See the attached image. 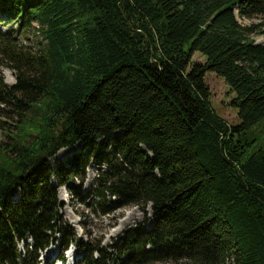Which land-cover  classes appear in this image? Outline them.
Returning <instances> with one entry per match:
<instances>
[{
	"label": "trees",
	"instance_id": "trees-1",
	"mask_svg": "<svg viewBox=\"0 0 264 264\" xmlns=\"http://www.w3.org/2000/svg\"><path fill=\"white\" fill-rule=\"evenodd\" d=\"M235 12L264 18V0L0 1L17 20L0 30L16 80L0 79V113L17 119L1 124L0 264H40L63 237L51 175L80 176L84 150L104 167L93 204L147 208L152 224L106 248L72 244L76 264H264V44ZM208 72L234 94L236 125L214 113ZM75 147L52 173L48 160ZM61 237L63 260L74 240Z\"/></svg>",
	"mask_w": 264,
	"mask_h": 264
},
{
	"label": "rangeland",
	"instance_id": "rangeland-1",
	"mask_svg": "<svg viewBox=\"0 0 264 264\" xmlns=\"http://www.w3.org/2000/svg\"><path fill=\"white\" fill-rule=\"evenodd\" d=\"M2 1V0H0ZM9 5V2H1ZM235 17L238 23L243 27L251 25H257L250 38L256 44H264V18L256 17L252 19L239 17L235 12ZM12 20V21H10ZM0 21H5L6 25L3 27L0 25V30L5 31V28L12 26L16 28L17 20L10 14L6 13V16L0 13ZM9 22V25H8ZM29 41H23L21 44L32 45L34 40L32 35L29 34ZM2 58L0 57V60ZM205 58L199 53L192 55V62L203 63ZM4 62V61H3ZM0 79L2 84L11 86L14 85L15 73L13 70L8 69L0 64ZM205 84L208 87L210 93V102L214 113L225 120L228 125H236L238 123L237 110L231 106V100L234 94L230 91L225 81L212 72H208L205 75ZM0 107H2L0 105ZM6 109V108H5ZM0 143H8L6 138L8 126L2 122L13 124L17 119H6L0 113ZM12 129V128H9ZM255 131V129L253 130ZM78 147L75 149L60 150L53 158L48 160V167L52 173L57 170L58 166L71 167L69 160L72 156L78 153ZM84 150L81 161L87 162L83 171H78L80 176H76V167L70 168V172L66 176V185L60 186L57 183L59 179L56 175H51V185L56 189L58 198V211H59V225L63 227V237L58 236V240L53 245H49L44 251L39 253V261L42 264H53L59 250L58 241L60 237L67 238L72 236L74 242L68 243L81 245L82 243H89L90 246L97 244L99 248H106L113 243L123 232L130 227H135L138 224L146 221L145 227H150V211L146 208L145 214L140 208L136 206H124L116 210L109 211L108 214H104L101 210L93 204L92 193L95 186V178L98 173L104 170V167H98L95 161L89 157L84 158L86 155ZM84 158V159H83ZM70 177V178H68ZM62 177L61 180H64ZM81 178V179H80ZM108 198V197H107ZM97 200V199H96ZM23 245L20 243L18 249L22 251ZM66 264H76L80 259V253L74 246H69L64 254ZM58 264V263H55ZM156 264H176L173 262L156 263Z\"/></svg>",
	"mask_w": 264,
	"mask_h": 264
}]
</instances>
